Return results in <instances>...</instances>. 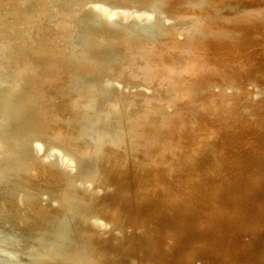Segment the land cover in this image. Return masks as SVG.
<instances>
[{"label":"rangeland","instance_id":"obj_1","mask_svg":"<svg viewBox=\"0 0 264 264\" xmlns=\"http://www.w3.org/2000/svg\"><path fill=\"white\" fill-rule=\"evenodd\" d=\"M162 1L0 0V264L59 262L61 257L51 254L66 252L73 233L70 221L91 208L86 195L99 184L101 160L107 153L115 156V150L154 166L147 170V177H151L147 183L151 185L155 179L154 190L149 186L147 192H157L162 199L152 209L153 203L144 207L147 217L142 230L155 235L158 245L148 252L120 245L125 263L114 260L103 264H153L147 259L163 254L172 264L180 257L179 250L184 253L197 246L196 253L205 254L202 241L223 238L224 233H210L211 226L201 220L220 218L236 223V212L225 214L226 203L237 195L264 197V180L242 172V162L232 156L237 148L242 153L255 152L258 125L246 127L249 140L245 145L236 138V128L224 127L233 131L232 136L230 131L222 135V130L213 134L208 122L214 109L199 104L194 112L176 114L175 119L168 120L170 126L163 127L162 118L172 116L182 97L178 83L184 89L190 85V78L179 75L171 82L176 86L169 88L157 80L147 81L153 74L142 80L125 66L130 45L167 36L162 26L173 18ZM98 2L109 9L119 7L120 15L87 13ZM136 53L135 57L141 58ZM44 113L47 120H43ZM201 119L207 125L197 127ZM65 125L73 129L65 137L52 129ZM149 144L153 145L151 151L147 150ZM66 155L74 167L63 165L61 157ZM38 158L65 175L66 188L61 196L44 193L37 178L31 177ZM161 182L167 190L159 185ZM11 194L28 199L37 196L46 205L43 198L58 203L62 215L48 230L45 224L50 216L42 212L44 204L33 207L27 201L18 202L23 204L20 211L37 221L35 226L21 229L9 213L16 209ZM166 208L190 222L184 224L187 230L177 245L169 239L173 232L166 226L173 224ZM157 224L165 228L156 231ZM252 225H248L249 230ZM249 232L244 233L243 240ZM253 250L249 255L254 257L257 251ZM71 256L68 261L75 258Z\"/></svg>","mask_w":264,"mask_h":264},{"label":"bare ground","instance_id":"obj_2","mask_svg":"<svg viewBox=\"0 0 264 264\" xmlns=\"http://www.w3.org/2000/svg\"><path fill=\"white\" fill-rule=\"evenodd\" d=\"M162 3L165 4L169 17L173 18L169 24L162 26V32H166L167 36L153 42L130 45L131 54L125 66L137 72L142 80H146L143 79L144 76L153 74L147 81L157 80L169 88L176 86L171 82L179 75H187L190 78V85L184 89L182 84L178 83L182 89V97L172 116L162 118L163 127L168 128V120L172 117L175 119L176 114H185L191 110L194 112L199 104L203 108L214 109L209 115L210 122L207 121L212 125L208 128H213V134H219L221 130L222 135L227 134L230 130L225 131L226 126L236 128V138L245 145L249 140L246 127L258 125L260 131L254 135V141L258 143L255 152L242 153V150L237 148L232 152V156L242 162V172L248 171L251 177L264 180V0H163ZM43 10L47 11V8L43 7ZM86 11L91 14H107V17L120 15L119 7L109 9L99 2ZM121 12L123 14L124 11ZM136 52L141 58L135 57ZM45 117L44 113L43 120H47ZM149 118H153V115H149ZM197 122V127L207 125L202 119ZM215 122L219 123L216 125ZM189 124L188 121V128ZM52 129L63 133L62 136L73 133V129L67 125L56 128L52 126ZM186 130L182 132L185 133ZM231 131L230 136L233 133ZM152 146L149 144L147 150L151 151ZM38 150L39 147L36 151ZM115 152L117 155L107 153L101 160L102 166L99 170H102V173L97 174L102 175L98 180L99 184H95L93 190L86 195L91 208L87 209L84 215L72 217L70 223L73 224V233L66 244V252L63 255L51 254L64 258L62 261L60 258L55 264H103L104 261L114 260L125 263L123 250L118 246L132 245L138 248V251L148 252L158 245L155 235L142 230L147 217L144 207H147V203H153L149 207L152 209L162 199L157 192H147L149 186L154 190L155 179L154 184L147 183V179H151L147 177V170L154 166L143 159H130L122 156V153H117L122 151ZM38 159L30 171L31 177L37 178L36 182L44 188V193H56V196H61L66 188L65 175L56 171L52 164L44 163L42 158ZM61 161L65 166H75L67 155L62 156ZM159 185L164 190L168 189L164 182ZM255 196L237 195L225 204V214L232 215L236 212L239 218L236 223L229 224L220 218L201 220L211 226L210 233L223 232V238H211V241L205 238L207 240L200 244L202 249L205 248V254L196 253L195 250L199 249V246L184 253L179 250L180 257L172 264H181L179 260L183 261V264H264V197L256 199ZM43 200L48 204L43 203L37 196L28 199L11 194V201L16 209L9 210V213L19 228L26 230L37 223L20 211L23 204L18 202L24 201L33 207L44 204L42 212L50 216L45 224L48 230L58 222L62 215L60 204L45 198ZM142 201L144 206L140 207ZM166 210L167 217L173 224L171 227L166 226L173 232L169 239L177 245L187 230L184 224L190 222L181 220L175 217L171 210ZM249 224L254 225L250 230ZM155 228L157 231L165 227L157 224ZM247 231H250L246 234L248 238L243 240ZM253 247L257 251L254 257L249 255L254 252ZM70 255L75 258L68 261L71 259L68 257ZM167 257L163 254L161 257H151L147 260L153 264H169L171 261L169 262ZM135 259L139 260V257Z\"/></svg>","mask_w":264,"mask_h":264}]
</instances>
